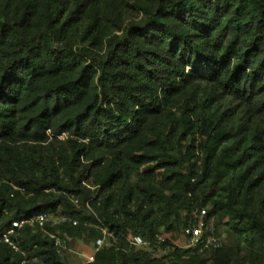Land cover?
Instances as JSON below:
<instances>
[{
	"label": "trees",
	"instance_id": "obj_1",
	"mask_svg": "<svg viewBox=\"0 0 264 264\" xmlns=\"http://www.w3.org/2000/svg\"><path fill=\"white\" fill-rule=\"evenodd\" d=\"M201 208L263 264L264 0H0V231L48 214L113 234L83 264H205L155 237ZM18 244L69 264L36 226Z\"/></svg>",
	"mask_w": 264,
	"mask_h": 264
},
{
	"label": "built area",
	"instance_id": "obj_2",
	"mask_svg": "<svg viewBox=\"0 0 264 264\" xmlns=\"http://www.w3.org/2000/svg\"><path fill=\"white\" fill-rule=\"evenodd\" d=\"M73 202L77 204L78 201L74 199ZM64 220V217L40 214L32 218L14 221L9 227L0 231V243L6 245L12 254L20 256V263L24 264L28 257L31 261L37 263V257L28 256L27 251L19 246L18 236L20 235V230L25 225L36 226L43 233V236L51 240L54 251L57 254H61L62 251L70 250L65 235L59 231H48L46 226H54ZM76 223V221H72L73 225ZM84 225H86V223H84ZM99 229L101 231V237L93 241V254L100 249L111 247L113 244L112 240H114L113 234L106 228L100 227ZM180 236L182 238V244L177 246L183 248L192 256H205L213 250L220 248L222 245L221 238L215 226V218L208 215L207 208H201L200 210L196 209L192 212L185 224L182 225ZM155 237L160 241L165 239L161 234H156ZM145 244L146 241L139 236H132L130 239V245L132 246L139 247ZM33 248H35V246H33ZM92 258L88 261H92Z\"/></svg>",
	"mask_w": 264,
	"mask_h": 264
},
{
	"label": "rangeland",
	"instance_id": "obj_3",
	"mask_svg": "<svg viewBox=\"0 0 264 264\" xmlns=\"http://www.w3.org/2000/svg\"><path fill=\"white\" fill-rule=\"evenodd\" d=\"M217 229V233L221 238V242L223 246H233L236 248V254L233 255V260L235 264H249L248 260L246 259L247 255V248L241 242V240H236L233 237L231 230L225 226H219ZM163 238H170L174 245L182 244V238L180 236V230L178 228L171 234H162ZM70 247L72 251H67L66 253V260L69 264H83L90 260L93 257V242L86 239H75L71 241ZM28 253V252H27ZM162 252L156 251L154 253L155 256H159ZM29 256V255H28ZM205 264H210V255L207 254L205 256L200 257ZM38 263V262H37ZM29 257L26 259L24 264H37ZM22 264V263H20ZM264 264V262H263Z\"/></svg>",
	"mask_w": 264,
	"mask_h": 264
},
{
	"label": "crops",
	"instance_id": "obj_4",
	"mask_svg": "<svg viewBox=\"0 0 264 264\" xmlns=\"http://www.w3.org/2000/svg\"><path fill=\"white\" fill-rule=\"evenodd\" d=\"M71 243H72V242H71V241H69V243H68V244H69V246L71 245ZM69 251H72V248H71V247H70V250H69Z\"/></svg>",
	"mask_w": 264,
	"mask_h": 264
}]
</instances>
